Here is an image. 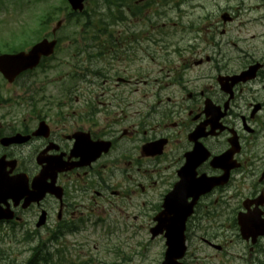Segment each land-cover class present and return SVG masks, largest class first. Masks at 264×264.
Instances as JSON below:
<instances>
[{"label":"flooded vegetation","instance_id":"af4514ba","mask_svg":"<svg viewBox=\"0 0 264 264\" xmlns=\"http://www.w3.org/2000/svg\"><path fill=\"white\" fill-rule=\"evenodd\" d=\"M45 4L40 31L20 34L62 39L63 57L12 83L0 74V174L42 175L61 195L27 210L0 202L13 212L0 230H31L44 210L57 264L68 236L72 264H96L85 233L109 228L107 263L141 264L150 246L164 255V234L150 229L175 187L181 206L194 201L182 264H264V42L254 57H226L227 43L200 27L214 15L207 0H85L79 15L67 0ZM253 64V78L233 79Z\"/></svg>","mask_w":264,"mask_h":264},{"label":"rangeland","instance_id":"374dc122","mask_svg":"<svg viewBox=\"0 0 264 264\" xmlns=\"http://www.w3.org/2000/svg\"><path fill=\"white\" fill-rule=\"evenodd\" d=\"M24 2L26 5L27 3H30L32 6V10L27 12L25 20H27V17L29 15H38L40 13V8L46 6L45 0L41 2L45 5L39 4L37 1V3H35V0H24ZM207 3L212 6L214 10V15L213 18L209 19L207 24H200V27L204 29L203 31H213L212 33H214L215 35V41L221 40L222 42L227 43L225 52V55H227L226 57L232 59V56L240 53V48L247 49L249 51L250 57L256 56L255 50L256 48L261 47V43L264 40V6L254 8L253 3L244 2L242 0H207ZM0 9V20L2 19V21H7L8 19H11V23H13L19 17L17 12V2L15 0H5L4 4L0 6ZM222 10H226L230 14L234 15L235 18L231 22L223 23L220 19V13L222 12ZM12 16H15V18H12ZM5 25L7 24L0 25L4 32V35L2 37L5 39L4 41L6 42V45L2 47L3 51L6 50V48L8 47L7 42L12 43V41H9L8 39L11 37L9 33L10 30L13 28V24H8L7 26ZM196 25H198V23H196L195 26ZM223 30L225 31V33L221 34ZM66 31H72L69 24H66ZM200 34L201 33L197 35L200 36ZM252 35H255V38L252 37ZM195 41L198 46L204 45V41L200 40L199 38H196ZM62 55L63 51L62 49H59L55 53L54 57H56V59H59ZM55 63L56 61L52 62V64ZM61 72L62 69L59 68L56 71L52 72V74L58 76ZM112 230L113 228H109L107 230L94 231L91 234L85 233L84 239L88 241L89 245L94 244L97 246L96 250H92L90 257V259L94 263L98 264L101 260L107 262L113 259V255L110 253V250L113 247L114 243V233L112 232ZM33 232H37L34 234L42 238H44L47 234L45 230L28 231V233L31 234H33ZM23 233L24 231L17 232V235L19 236H17V239H19L23 235ZM4 236L8 237V239H4L7 241L9 240L10 233H5ZM140 238H144L141 233L138 234V236H135L132 240H130V248H134L135 241ZM69 240L74 244L78 243V241L73 236L69 237ZM33 245H35V242H33L32 244L30 243V241L24 243H21V241L17 243L15 241H12L11 246L13 248V252L9 254V257L14 259V264H23L25 259L30 255L29 248ZM18 247L20 251H18ZM78 249V247L72 245L70 247V250H67V264L71 260H77V257H75V255ZM160 252V246H158L157 248L150 246L147 250L148 259L142 262L141 264H159L157 263V261L161 258ZM0 264H11V262L7 263V259H3Z\"/></svg>","mask_w":264,"mask_h":264},{"label":"water","instance_id":"95a60500","mask_svg":"<svg viewBox=\"0 0 264 264\" xmlns=\"http://www.w3.org/2000/svg\"><path fill=\"white\" fill-rule=\"evenodd\" d=\"M69 1L72 4L73 8H78L80 7L82 0H69ZM52 48H53V42L48 43L46 41H42L41 43H38L32 48L31 52H29V55L38 52L49 54L51 53ZM48 49L50 50L48 51ZM34 64L35 62H32L30 58H26V55L24 53L0 56V70L5 74L9 73L10 71L15 72V70H18L20 68H25L27 66L31 67ZM173 217H175V220L172 221V224L170 226L165 227L167 248L165 252V258L162 264H179L177 259L182 256L184 251L183 223H184L185 214H182L181 216L173 215ZM158 222L160 226V220ZM155 233L157 232L155 231Z\"/></svg>","mask_w":264,"mask_h":264},{"label":"bare ground","instance_id":"6f19581e","mask_svg":"<svg viewBox=\"0 0 264 264\" xmlns=\"http://www.w3.org/2000/svg\"><path fill=\"white\" fill-rule=\"evenodd\" d=\"M256 5H258V4H254V8H259L260 7V6H256ZM261 6H264V5H261Z\"/></svg>","mask_w":264,"mask_h":264},{"label":"trees","instance_id":"16d2710c","mask_svg":"<svg viewBox=\"0 0 264 264\" xmlns=\"http://www.w3.org/2000/svg\"><path fill=\"white\" fill-rule=\"evenodd\" d=\"M28 264H34V261L33 260H31V261H29V263Z\"/></svg>","mask_w":264,"mask_h":264}]
</instances>
